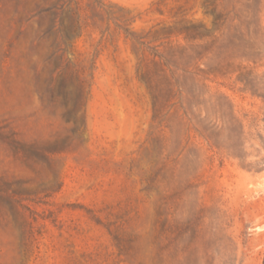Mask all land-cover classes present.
<instances>
[{
	"label": "rangeland",
	"instance_id": "obj_1",
	"mask_svg": "<svg viewBox=\"0 0 264 264\" xmlns=\"http://www.w3.org/2000/svg\"><path fill=\"white\" fill-rule=\"evenodd\" d=\"M0 264H264V0H0Z\"/></svg>",
	"mask_w": 264,
	"mask_h": 264
},
{
	"label": "trees",
	"instance_id": "obj_2",
	"mask_svg": "<svg viewBox=\"0 0 264 264\" xmlns=\"http://www.w3.org/2000/svg\"><path fill=\"white\" fill-rule=\"evenodd\" d=\"M100 3V2H98ZM69 27V26H68ZM72 27V26H71ZM72 28H69V31ZM68 30L66 28H62V24L59 23V25L55 24L53 22L52 25H50L46 30L43 31V35L47 38L52 39V42L56 43L54 50L51 53V56L54 57V60H60L61 62H65L64 65H60L56 67L57 71H62L64 68L69 64V61L64 59V53L65 50L62 48L61 45H65V40L68 38ZM161 73H159L162 76H166L164 70H160Z\"/></svg>",
	"mask_w": 264,
	"mask_h": 264
}]
</instances>
